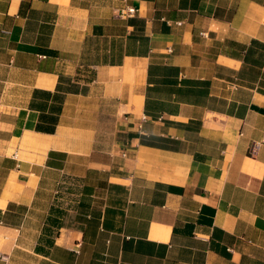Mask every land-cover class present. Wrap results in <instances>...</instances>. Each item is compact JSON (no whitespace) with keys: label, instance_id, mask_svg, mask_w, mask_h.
Here are the masks:
<instances>
[{"label":"crops","instance_id":"1","mask_svg":"<svg viewBox=\"0 0 264 264\" xmlns=\"http://www.w3.org/2000/svg\"><path fill=\"white\" fill-rule=\"evenodd\" d=\"M0 264H264V0H0Z\"/></svg>","mask_w":264,"mask_h":264},{"label":"built area","instance_id":"2","mask_svg":"<svg viewBox=\"0 0 264 264\" xmlns=\"http://www.w3.org/2000/svg\"><path fill=\"white\" fill-rule=\"evenodd\" d=\"M136 11L134 7H123L118 10V15L122 18H126L134 15Z\"/></svg>","mask_w":264,"mask_h":264},{"label":"bare ground","instance_id":"3","mask_svg":"<svg viewBox=\"0 0 264 264\" xmlns=\"http://www.w3.org/2000/svg\"><path fill=\"white\" fill-rule=\"evenodd\" d=\"M140 98H142V97H140ZM136 100H138V99H136ZM135 102V101H134ZM139 102H137V104H138ZM33 136V135H32ZM30 138H31V135H30ZM33 138V137H32ZM22 143H24V141L22 142ZM25 144V143H24ZM27 145H28V143H26ZM33 143H31V145H32Z\"/></svg>","mask_w":264,"mask_h":264}]
</instances>
